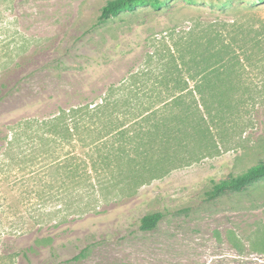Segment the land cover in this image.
<instances>
[{
    "label": "rangeland",
    "instance_id": "374dc122",
    "mask_svg": "<svg viewBox=\"0 0 264 264\" xmlns=\"http://www.w3.org/2000/svg\"><path fill=\"white\" fill-rule=\"evenodd\" d=\"M106 1L0 0V58L13 56L21 74L48 64L22 92L47 91L48 103L63 106L116 90L163 94L179 86L158 80L187 75L183 63L194 59L190 74H221L209 86L220 96L204 108L211 117L196 138L143 147L158 163L152 171L134 172L128 162L94 170L78 147L70 150L85 162L77 176L39 163L32 179L27 168L2 179L10 208L0 213V264H264V180L216 199L205 194L212 180L264 159V0H164L158 10L140 7L94 25ZM219 60L225 66L211 68ZM27 95L21 99L36 100ZM150 139L144 135L145 145ZM155 211L163 212L156 228L140 229V218Z\"/></svg>",
    "mask_w": 264,
    "mask_h": 264
},
{
    "label": "trees",
    "instance_id": "16d2710c",
    "mask_svg": "<svg viewBox=\"0 0 264 264\" xmlns=\"http://www.w3.org/2000/svg\"><path fill=\"white\" fill-rule=\"evenodd\" d=\"M165 4L164 0H107L100 7L94 25H102L122 13L132 12L140 7L158 10ZM4 49L12 55L14 54L12 52L16 51L14 47L6 46ZM193 60L183 63L187 75L167 72L158 80L159 83L166 82L165 85L176 84L179 86L176 91H164L162 94L154 89L147 93L129 89L128 92L120 94L118 92L121 91L116 90L111 94H104L100 102L72 103L63 106L48 103L46 99L49 100L53 96L48 95L49 99L43 97L47 91H40L42 95L39 96L40 93L37 92L20 90V84L31 80L38 71L44 72V68H48L47 63L21 74V63L16 62L13 56L0 58V183L2 179L9 182L15 170L20 172L21 168H27L28 178L32 179L37 174L39 163L43 169L52 167L60 170L63 167L65 174L72 173L77 176V167H85V162L81 160L75 162L74 159L79 158L70 150H76L78 147L86 150V157L94 170H98L97 166L100 165L101 171H107L113 166L120 167L127 162L133 165L134 172L149 167L151 171L153 168L156 169L158 163L151 161V153L143 147H152L158 141L170 144L174 141L178 144L181 137L196 138L203 132L199 127L200 121L211 117L210 112L204 111V108H208L212 100L220 96L218 91H213L217 88L211 90L209 86L213 83L217 87L216 84L220 83L217 78H221V74L212 76L211 72L190 74L189 65L193 66ZM215 62L211 68L225 66L220 60ZM55 63L58 67L62 65L60 60H56ZM202 65L204 68L209 67L208 59H205ZM198 75L201 80L195 86L197 88L195 90L188 82ZM23 93H28L26 96L28 100H36L32 102L21 99ZM157 96L162 99L160 106L153 107L147 103ZM21 109L28 111L22 117L16 119L15 116L11 117V113ZM153 134L157 139H150V135ZM144 135L150 139L146 145ZM133 142H136L137 146H132ZM61 155L65 162L60 158ZM53 164H60V167L57 165L54 167ZM13 178L17 183L15 176ZM261 180H264V159L240 172L229 173L226 177L212 180L205 194L208 199H216L229 193L244 192ZM2 197L4 203L0 200V213L10 208L6 195ZM162 217V211L143 215L140 218V229H155ZM2 221L3 219H0V244L6 233L3 231ZM45 240L48 241L49 237H45ZM22 254L27 258L25 251ZM1 256L0 250V259Z\"/></svg>",
    "mask_w": 264,
    "mask_h": 264
}]
</instances>
